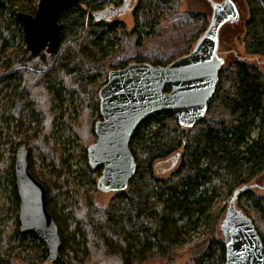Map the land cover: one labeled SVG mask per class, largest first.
I'll use <instances>...</instances> for the list:
<instances>
[{
  "label": "trees",
  "instance_id": "trees-1",
  "mask_svg": "<svg viewBox=\"0 0 264 264\" xmlns=\"http://www.w3.org/2000/svg\"><path fill=\"white\" fill-rule=\"evenodd\" d=\"M244 1L245 52L264 56V0ZM167 8L175 12L177 0H132L128 7L125 0H78L60 13L57 51L32 54L27 47L8 44L23 33L17 14H34L37 6L27 0H0V86L13 87L5 103L8 133L6 141L0 137V174L9 182L10 203L19 212L16 156L7 159L6 146L27 151L29 171L47 190L48 209L61 236L59 259L50 264H172L181 256L179 248L188 232L202 219L212 229L202 244L195 245L200 252L191 264H225L226 248L217 228L229 205L221 207L222 202L235 195L237 208L253 221L264 244V196L247 187L264 173V71L254 64H224L206 115L193 128L182 127L170 112L142 122L129 145L136 173L105 209L97 207L89 190L81 193L79 177L71 175L60 150L64 143L54 130L66 112V92L78 94L87 104L90 121L74 128L80 139H94L91 146L96 142L94 126L102 120L99 92L109 73L131 63L168 66L188 55L209 27L204 28L206 19L200 16L175 17L163 50L139 53L146 39L157 37L156 27ZM129 9L131 31L112 18ZM130 39L134 49L126 54L134 52L129 59L107 69L109 57L124 52L122 44ZM176 155L179 166L168 178L159 177L156 164L175 160ZM83 159L87 179L97 186L101 169L92 170ZM39 166L50 168L46 182L38 174ZM46 262L44 244L34 234L23 233L17 218L0 241V264Z\"/></svg>",
  "mask_w": 264,
  "mask_h": 264
},
{
  "label": "water",
  "instance_id": "water-1",
  "mask_svg": "<svg viewBox=\"0 0 264 264\" xmlns=\"http://www.w3.org/2000/svg\"><path fill=\"white\" fill-rule=\"evenodd\" d=\"M77 2L39 0L34 14H17L30 53L57 51L61 43L60 13ZM131 2L125 0V6ZM239 19L235 2L224 0L215 5L209 27L188 55L165 67L131 63L109 73L108 82L99 92L102 120L94 127L97 141L88 148L90 168L101 169L97 182L100 191L127 189L137 169L130 141L139 125L153 114L170 112L184 128H193L205 117L225 64L218 54L220 32ZM167 86L170 92L164 91ZM14 174L21 231L34 234L46 248L47 262L54 263L62 246L59 227L48 209L45 186L29 171L24 148L16 153ZM236 199L237 195L230 200L220 225L225 264H264V244L253 221L237 208Z\"/></svg>",
  "mask_w": 264,
  "mask_h": 264
},
{
  "label": "rangeland",
  "instance_id": "rangeland-1",
  "mask_svg": "<svg viewBox=\"0 0 264 264\" xmlns=\"http://www.w3.org/2000/svg\"><path fill=\"white\" fill-rule=\"evenodd\" d=\"M224 0H177V8L174 10L175 12H169V8H167L164 12V16L161 19V22L156 27L157 37L146 39L141 47L137 48L139 53H146L151 50L162 51L164 46L163 40L166 37L167 33L171 31L173 28V21L175 17H180L184 14H192L195 16H200V20H205L206 22L203 25L204 28L208 27L213 9L216 4L221 3ZM237 5L239 10L240 19L235 24H226L220 34V43L218 47V54L222 57L226 64L233 62L235 60H243L250 64H254L259 67L262 71H264V56L261 55H248L245 52L244 44L242 42L244 36V26L245 22L248 19V8L245 4L244 0H233ZM39 0H27V4L30 6H37ZM108 4V3H107ZM106 4V5H107ZM114 20H118L120 22H124L129 31L134 28V20L132 16L131 9L127 10L123 14L116 15L112 17ZM208 24V25H207ZM23 32V31H22ZM162 35V36H161ZM161 36V37H160ZM27 45L24 33L16 34L9 41V48L12 47H20L25 48ZM122 48H124V52H118V54L114 57H109V61L107 62V69L110 68V65L113 63H117L120 61H124V59H129V55L134 51L131 50V53L126 54L127 49L133 48V40H129L122 44ZM13 87L5 88L4 86H0V137L2 138V142L7 140V125L4 121V116L7 115L6 112V102L9 100V94L13 91ZM63 107L66 110L64 114V119L58 118L57 120V128L54 130L60 139L61 144L60 150L62 151L65 160L67 162V166H70L72 171V176L79 177L80 180V191L82 194H85L86 189L89 190L88 194L92 195L93 200L97 207L101 209L107 208L110 201L115 196L116 192H102L100 191L96 185H93L87 179L85 175V167H84V159L83 156L86 157L88 161V148L90 147V143L94 139H90L84 141V139H80L75 131L74 126L77 125L79 128H82L83 125L90 121V116L87 113V104L83 101L78 94H70L66 92L64 99ZM2 102V103H1ZM95 117V114H94ZM95 127V126H94ZM77 140V141H76ZM95 141H97V136L95 135ZM18 149H16L17 152ZM16 152L12 149L11 145L8 144L6 146V155L5 157L8 159L12 156H16ZM180 161L177 157L169 158L166 160H162L161 162L156 164V174L159 177H169L170 174L179 166ZM69 170V169H68ZM38 174L43 181L46 182L47 174L50 173L49 167H38ZM43 173V176H42ZM37 174V175H38ZM251 189L257 195L264 196V173L255 179L250 185ZM10 186L9 182L6 180V177L0 174V241L2 238L5 239V235L8 232L9 228H12L18 218V213L16 212L15 205L10 203ZM230 200V199H229ZM229 200L222 202V206H225L229 203ZM216 208L219 209L220 205L217 204ZM259 223V222H258ZM262 229H264V224L260 223ZM212 226L208 227V221L202 219L197 225L196 229H191L188 233V239L182 245L181 248V256L173 262L172 264H191L192 260L195 259L200 252V249L197 251L195 247L196 244H202L203 240L207 237ZM217 237H223L220 228H217ZM4 248V244L1 245ZM44 264H50L46 262Z\"/></svg>",
  "mask_w": 264,
  "mask_h": 264
}]
</instances>
